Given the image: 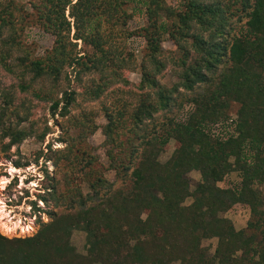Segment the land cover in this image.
<instances>
[{
  "label": "trees",
  "instance_id": "obj_1",
  "mask_svg": "<svg viewBox=\"0 0 264 264\" xmlns=\"http://www.w3.org/2000/svg\"><path fill=\"white\" fill-rule=\"evenodd\" d=\"M129 1L133 0L32 3L38 23L54 36V42L43 56L24 63L22 73L30 72V81L56 82L66 66L78 74L112 66L115 71L122 69L125 58L114 66L117 59L105 48L101 24L117 23L131 13L145 14L146 26L128 36L142 37L146 43L139 63L141 93L129 108L103 109L106 166L86 146L87 136L97 126L86 120L77 123V134L70 138L63 157L67 169L62 188L50 184L49 190L38 194L53 204L50 220L40 222L32 235L9 238L0 233V264H264V196L256 187L264 183V0H182L180 9L165 5L164 0H138L127 15L124 5ZM18 4L0 0V28L13 25ZM67 7L75 28L73 38L90 45L92 51L72 53L77 42L69 38ZM234 18L244 20L238 33L231 32ZM164 34L181 52L179 58L171 56L179 67V80L170 87L157 79L165 66L161 60ZM189 38L194 56L184 43ZM108 80L86 87L88 99H98ZM19 87L31 88L24 82ZM41 91L33 95L52 99ZM74 95L64 92L62 116L69 113ZM5 100L0 136L9 138L3 146L8 149L30 136L33 126L6 124L5 116H16L17 125L28 116L15 109L7 113L13 104ZM231 101L239 104L237 134L225 139L210 136L205 128L228 117ZM186 102L192 104V111L178 121ZM57 106L54 100L50 108ZM159 111L164 118L161 131L155 130L154 114ZM148 123L153 124L150 131ZM170 139L174 149L161 162L158 156L167 150ZM107 169L113 171L114 180L105 177ZM191 170L200 173L193 189ZM231 171L238 172L239 181L220 186ZM116 181L120 185L115 186ZM188 197L191 201L185 203ZM239 204L249 208L250 219L245 228L235 229L221 213ZM75 228L86 234L85 253L71 244ZM211 238H216V245L209 255L202 240Z\"/></svg>",
  "mask_w": 264,
  "mask_h": 264
},
{
  "label": "rangeland",
  "instance_id": "obj_2",
  "mask_svg": "<svg viewBox=\"0 0 264 264\" xmlns=\"http://www.w3.org/2000/svg\"><path fill=\"white\" fill-rule=\"evenodd\" d=\"M19 2L13 10V25L0 28V110L3 106H6V98L11 99L13 106H9L6 110L7 113L11 112V109L19 111L22 115L27 114L28 120L21 122L17 125L16 116H5L4 120L6 124L11 126H17L22 128H28L31 124L32 134L22 140L19 144H14L8 149H4L3 146L9 140L8 137L1 138L0 136V162H6L13 156L16 157L13 160V164L17 166V163H21L23 167L30 162L38 166V170L43 172L44 180L41 182V187L45 190H49L47 187L50 184H56L61 187L64 184V171L67 169L65 155L67 154V144L70 138L77 134V123L82 120L90 121L97 126V129L93 134H89L86 138V146L90 149L92 155H95L98 159V163L106 166L108 160L104 154V135L102 133V126L106 124V118L103 114L105 107L119 108L126 106L129 108L135 103L136 99L141 93V89L138 87V83L141 78L139 63L142 60V56L146 51V43L142 37H128L131 30L139 27H144L147 24V18L142 14H133L132 9L134 5L138 4V0L129 1L124 5L126 14L129 15L125 18H121L117 23L110 24L102 22L101 31L103 38L105 39V48L109 53L114 56L117 62H120L121 58H125L123 68L115 71V67L112 66L105 68L101 71H86L78 74L77 70L71 66L64 67V70L60 74L56 82H52L50 78L45 80L38 79L36 81H30L32 74L30 72L22 73L24 69V63L30 59L41 57L45 52L52 47L54 42V36L46 33L42 30L36 14L33 12V4L37 0H16ZM75 0H72L74 2ZM164 4L177 9L181 8L182 0H164ZM226 2V0H206L205 2ZM21 6V8L19 7ZM65 16L71 23V30L69 38L71 41L77 42L75 48H71L72 53L77 55L85 52L92 51V47L85 44L81 39H74L73 35L75 28L73 26V19L69 16V8L65 10ZM170 22V21H168ZM242 22L237 19H233L231 23V32L238 33L243 25ZM197 29V26H195ZM167 34H164L162 41V57L165 66L157 75V79L165 86H173L179 80V67L175 58L181 56L180 49L168 39ZM207 36V33H204ZM189 38L187 42H184L187 48L190 50L191 56L195 53L191 47ZM175 58H172L171 56ZM133 58V60H132ZM24 60V61H23ZM135 65V67H134ZM9 68V69H8ZM109 78L108 87L104 89L103 93L98 99H88V95L85 94V88L91 87L95 83H99L102 80ZM30 84L31 88L23 91L19 87V83ZM145 90L147 89L144 88ZM42 90L40 94L52 98L49 101L37 98L33 95V91L36 92ZM179 90H182L181 88ZM75 92V101L69 107V113L66 116L60 114L61 107L64 103L62 100L64 92ZM58 101V106L55 109H51L50 105L52 101ZM192 105L184 103L181 107V111L177 115V120H181L185 112V106ZM15 107V108H13ZM239 104L235 101H231L227 110V116H236L237 108ZM192 110L189 109L187 115ZM162 113L157 112L154 114L157 122L156 129L161 131L164 118L161 117ZM127 116V115H126ZM183 116V117H186ZM221 119V118H220ZM224 119V117H222ZM219 120V119H218ZM128 124V122H127ZM126 124V125H127ZM125 125V129H126ZM164 126V125H163ZM148 130L153 129V124L148 123ZM126 132V130H125ZM44 133V134H43ZM1 135V129H0ZM42 135V138H41ZM7 140V142H5ZM56 143H62L63 148H54ZM174 149V140L170 139L168 142V148L165 152H161L158 156L159 161L164 162L172 153ZM233 157L230 158L232 162ZM47 161L53 163V171L49 173L46 167ZM25 163V164H24ZM0 174L8 175L2 167H0ZM105 177L109 180H114V173L112 170H105ZM77 176V174H76ZM190 181V189H193L195 185L200 181V173L197 170H191L188 173ZM31 179V177H30ZM77 180V179H76ZM239 181V174L237 171H231L223 182H219L220 186H227L231 183H237ZM25 184L28 180L24 181ZM17 184V179L13 178L11 184L5 189L12 194V190ZM120 185V181L115 182V186ZM125 188H129V184L126 183ZM257 189L264 196V183L256 186ZM83 188L87 189V184H83ZM28 196L27 190H24V196L20 197L14 203H22L24 197ZM191 198L188 197L185 203H189ZM35 202V205L34 203ZM33 206V210H37L36 201L29 200ZM46 209L43 210L50 220V211H53V204L51 201L44 202ZM264 209V204H263ZM224 217L229 218L235 229L245 228L248 220L250 219V210L247 206L241 208L233 207L224 213H221ZM41 221L40 216L36 217L33 227L37 230ZM36 232V231H35ZM9 238L11 237H23L28 236L27 233H21L17 229L14 233L4 234ZM71 244L75 247L79 253H85L86 251V234L80 228H75L71 234ZM203 246L207 248V253L212 255L214 253V247L216 245V238L202 240ZM177 264V263H173Z\"/></svg>",
  "mask_w": 264,
  "mask_h": 264
},
{
  "label": "clouds",
  "instance_id": "obj_3",
  "mask_svg": "<svg viewBox=\"0 0 264 264\" xmlns=\"http://www.w3.org/2000/svg\"><path fill=\"white\" fill-rule=\"evenodd\" d=\"M53 147L63 148L64 145L56 143ZM15 159L16 157L13 156L6 162H0V167L8 173L7 176L0 174V232L9 234L19 229L21 233L32 235L36 231L33 225L37 216H40L41 221L45 223L48 220L47 215L43 211L47 206L39 198V195H43L44 192V189L41 187L44 174L38 170L36 164H32L31 162L23 167L15 166L13 164V160ZM46 167L48 172L52 173L54 166L51 161H47ZM13 178L17 179V184L12 190V194L9 195L5 189L11 184ZM25 180H28L27 184L24 183ZM24 190H27L28 196L24 197L22 203H14L24 196ZM29 200L36 201V211L33 210V206L30 203H27Z\"/></svg>",
  "mask_w": 264,
  "mask_h": 264
},
{
  "label": "built area",
  "instance_id": "obj_4",
  "mask_svg": "<svg viewBox=\"0 0 264 264\" xmlns=\"http://www.w3.org/2000/svg\"><path fill=\"white\" fill-rule=\"evenodd\" d=\"M189 109H192V105L185 106V112L183 116L187 115ZM236 123V116L230 115L227 118L219 119L213 123H210L205 128V131H207V133L214 138L225 139L228 136H235L237 134ZM235 207H238V205ZM241 207L242 205L239 204V208Z\"/></svg>",
  "mask_w": 264,
  "mask_h": 264
},
{
  "label": "bare ground",
  "instance_id": "obj_5",
  "mask_svg": "<svg viewBox=\"0 0 264 264\" xmlns=\"http://www.w3.org/2000/svg\"><path fill=\"white\" fill-rule=\"evenodd\" d=\"M9 234H11V233H9Z\"/></svg>",
  "mask_w": 264,
  "mask_h": 264
}]
</instances>
